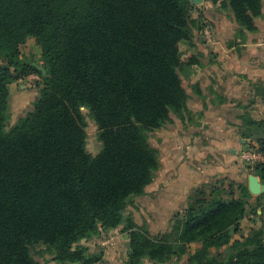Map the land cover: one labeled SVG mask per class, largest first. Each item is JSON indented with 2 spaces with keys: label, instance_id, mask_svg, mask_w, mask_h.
<instances>
[{
  "label": "trees",
  "instance_id": "obj_1",
  "mask_svg": "<svg viewBox=\"0 0 264 264\" xmlns=\"http://www.w3.org/2000/svg\"><path fill=\"white\" fill-rule=\"evenodd\" d=\"M261 1L221 0L238 25L232 45L257 30ZM197 8L190 0H0V264H40L36 245L57 264H94L102 254L85 242L117 228L128 239L125 264L184 256V264H264V219L231 241L247 213L244 182L192 188L157 234L128 211L160 168L151 132L188 114L181 75L200 63L194 36L206 22ZM29 41L44 73L21 55ZM33 73L32 108L6 129L9 85ZM261 96L263 117H245L242 135L264 157ZM86 117L97 128L95 154ZM250 170L264 184V163ZM224 246L226 258L213 254Z\"/></svg>",
  "mask_w": 264,
  "mask_h": 264
},
{
  "label": "crops",
  "instance_id": "obj_2",
  "mask_svg": "<svg viewBox=\"0 0 264 264\" xmlns=\"http://www.w3.org/2000/svg\"><path fill=\"white\" fill-rule=\"evenodd\" d=\"M261 2L262 15L256 19L258 28L248 32L239 46L230 43L238 26L230 10L214 7L213 11L202 10L213 31L209 40L195 34L200 63L192 66V72L181 75L188 114L183 120L175 117L154 131L160 168L145 194L128 206L138 209L137 200L142 199L140 205L147 207L143 221L148 225L161 220L165 230L173 215L183 210L192 188L210 183L216 176L228 182H242L250 174L239 156L250 141L242 135L244 118L263 117L264 0ZM30 78L33 75L24 81ZM20 81L9 85L10 100L16 87L26 89V82ZM26 103L20 102L16 109H23ZM48 263L57 264L52 260Z\"/></svg>",
  "mask_w": 264,
  "mask_h": 264
},
{
  "label": "rangeland",
  "instance_id": "obj_3",
  "mask_svg": "<svg viewBox=\"0 0 264 264\" xmlns=\"http://www.w3.org/2000/svg\"><path fill=\"white\" fill-rule=\"evenodd\" d=\"M220 2L221 0H217L215 3H212V1L210 0H202L201 4L197 5L198 8L194 11L193 14L194 16H198L199 12H202L203 9L205 11L206 8H209L212 11H213L212 9L213 7L215 9L216 8L219 9ZM204 5H206L207 7H205ZM204 18H205L204 23L206 22L205 25L206 24L211 25V21H209L205 17V15H204ZM195 34L198 35L197 31L195 32ZM194 38H196V36H194ZM21 55L23 58L28 59L33 63H37L36 61H38L40 57L39 47L35 45L33 41H29L27 46L21 49ZM192 66L193 65L185 67V69L183 70V73L192 72L191 71ZM30 75H33V78H30L27 81H24L28 77L27 76L21 79L20 81L22 84L26 82L24 83V84H27L26 89L23 88L25 90H22V89L19 90L18 87L15 88L16 94L14 97L12 96L11 97L12 99L10 100V106H9L10 113H9V118L5 124L6 129L10 128L18 120L19 117L23 116L28 110L32 108V103H33L32 99L35 98L33 94L37 91L36 82L39 76L36 73L30 74ZM28 99H29V102L26 103ZM20 102L21 103L25 102L27 105L23 109L17 110L16 108L17 106H19ZM85 130L87 134V139H86L87 150L91 152L92 154H95L99 151L100 144L96 137V130H97L96 125L89 119V117H86ZM149 140L151 143L154 144V140H155L154 132H151ZM247 146L256 148L254 141H248L245 147ZM262 163H264V161ZM253 166L254 165L245 166L246 172L253 174L252 170H250L253 168ZM217 180L218 181L223 180V184H225V187H228L229 183L235 182V181L228 182V179L224 177H217V176L213 178L212 181L214 182ZM242 182L247 184L246 176L243 177ZM233 186L236 188V184H233ZM234 192L238 193V190L235 189ZM140 202H142V199L138 198L137 200L138 209H134V207H130L128 211L133 212L135 220L139 224H142L144 222L143 214L144 212H146L147 207L144 208L143 205H140ZM262 219H264V192L258 195L250 193L247 213L240 220V222L236 225V227H232L231 241L235 239L243 240L245 236L249 235L254 229L258 228L261 225ZM164 225L165 223L163 221L157 220L155 223H152V225L149 224V227H148L149 232L151 234H157L158 232L163 231L161 226H164ZM127 240H128L127 235L124 232L122 231L115 232L113 230V231H110L109 233H105V234L102 233L100 235H96L93 238L89 239L87 242H85V244H87V246L89 247L90 252L102 254L101 260L94 264H125L126 253L128 249ZM196 247H198L197 243H191L188 246L189 251H194ZM42 250H43V246L41 245H36L35 247H33L32 252L34 254V257L39 261L40 264H51V263H48L50 261V255L46 252L41 254L40 252H42ZM212 252L214 255L218 256L219 258H226L230 250H229V246H226V247L224 246L219 249H213ZM184 263H185V256L179 259H175V258L171 259L166 264H184ZM145 264H150V263L146 260Z\"/></svg>",
  "mask_w": 264,
  "mask_h": 264
},
{
  "label": "built area",
  "instance_id": "obj_4",
  "mask_svg": "<svg viewBox=\"0 0 264 264\" xmlns=\"http://www.w3.org/2000/svg\"><path fill=\"white\" fill-rule=\"evenodd\" d=\"M212 27L209 24L204 25L201 34L207 39L209 40L211 38L212 35ZM240 160L241 162L245 165V166H251L254 165L255 163L258 162H263L264 161V157L261 153H259L258 151H256V149L254 147L251 146H247L245 147L241 152H240Z\"/></svg>",
  "mask_w": 264,
  "mask_h": 264
},
{
  "label": "water",
  "instance_id": "obj_5",
  "mask_svg": "<svg viewBox=\"0 0 264 264\" xmlns=\"http://www.w3.org/2000/svg\"><path fill=\"white\" fill-rule=\"evenodd\" d=\"M190 1L195 5H199L202 2V0H190ZM33 65H35L43 73L45 72L44 68L41 65H38L37 63H33ZM247 186L251 194L258 195L264 192V184L261 183L260 179L255 174L248 175Z\"/></svg>",
  "mask_w": 264,
  "mask_h": 264
}]
</instances>
